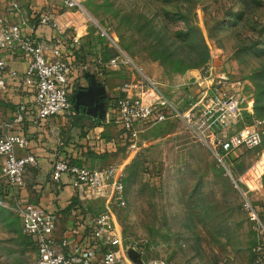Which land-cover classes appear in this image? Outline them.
<instances>
[{"label": "rangeland", "instance_id": "rangeland-1", "mask_svg": "<svg viewBox=\"0 0 264 264\" xmlns=\"http://www.w3.org/2000/svg\"><path fill=\"white\" fill-rule=\"evenodd\" d=\"M82 7L87 19L78 41L86 53L96 54L105 45L103 64L118 56L129 61L114 71L100 66L106 75V100L120 95L122 84L143 73L173 105L182 99L178 107L185 109V97L192 92L183 93L181 86L178 94L168 87L199 69L175 72L174 64L157 57L162 48L169 54L188 55L189 45L177 36L187 28L203 36L217 74L247 83L252 103L258 93L255 85L264 83L258 73L264 69V0H83ZM99 29L106 31L107 39L99 36ZM192 63L186 59L183 67ZM253 119L245 113L236 129ZM140 131L131 147L133 143L118 130L116 137H108L114 139L115 151L98 158L103 163L100 168L123 170L124 204L108 206L123 249L134 251L143 245L146 259L170 264H249L252 235L241 196L210 149L179 119L143 124ZM231 133V129L216 130L212 139ZM236 155L235 178L252 201L264 207L263 147ZM93 201L96 216L108 209L102 200ZM20 204L0 206V264L35 261L36 239L21 232L16 214Z\"/></svg>", "mask_w": 264, "mask_h": 264}, {"label": "built area", "instance_id": "built-area-1", "mask_svg": "<svg viewBox=\"0 0 264 264\" xmlns=\"http://www.w3.org/2000/svg\"><path fill=\"white\" fill-rule=\"evenodd\" d=\"M82 1L60 0L57 8L50 6L34 12L33 16L37 14L34 20L17 1H12L7 11L16 15L19 22L10 23L0 16V97L7 90L8 79L33 88L32 109L38 121L72 115L70 95L78 87L68 84L75 65L65 58L61 51L65 42L58 37L71 33L72 43L79 42L78 32L87 19ZM37 27L54 31V40L38 39L32 33L24 32V29L34 31ZM99 36L108 38L103 29H99ZM3 51L21 55L26 62L24 71L9 70L1 53ZM128 62L118 56L104 64L97 61V64L114 71ZM208 65L202 73L203 79L209 81L208 86L196 94H188L185 109L178 107L182 99L177 106L173 105L153 79L137 73L132 81L119 87L120 95L108 99L106 117L124 131L126 138L133 143L131 147H135L134 142L143 124L154 125L171 118L182 121L187 131L210 149L214 159L233 180L252 235L249 264H264V207H257L232 171L237 153L260 147L263 122L253 119L250 125L236 129V125L243 123L245 113L253 115L252 94L248 92L245 81L233 80L226 73L212 75ZM26 111L27 104L22 101L16 106L12 118L4 120L0 108V206L7 202H21L17 193L24 185L25 171L28 166L37 165L33 155H20L27 150L29 142L25 136L13 131L24 122ZM225 129H231L232 133L224 138L212 139L216 130ZM64 175L72 180L80 201L100 199L106 209L109 205L124 204L121 167H87L72 164L66 159L55 161L50 171L52 181L59 182ZM16 214L22 234L36 239L37 255L33 264L91 263L94 249L89 244L74 246L69 245L66 239L59 244L53 240L57 222L55 215L22 202ZM91 239L99 246L100 264H170L160 258L146 259L143 245L134 250L139 263L132 262L123 249L109 208L93 218Z\"/></svg>", "mask_w": 264, "mask_h": 264}, {"label": "crops", "instance_id": "crops-1", "mask_svg": "<svg viewBox=\"0 0 264 264\" xmlns=\"http://www.w3.org/2000/svg\"><path fill=\"white\" fill-rule=\"evenodd\" d=\"M12 1H17L23 11L26 14L29 13L33 20L37 15L33 16L34 12L38 13L50 6L54 8L60 6V0H0V16L10 23L19 22L16 15L7 11ZM24 32L32 33L38 39L42 37L45 39L55 38V32L46 27H37L34 31L24 29ZM67 36H71V33ZM80 45L84 50H87L81 41L76 44L65 41L61 46L65 58L75 65L68 84L70 87H78L73 93L87 87L85 75L88 73L92 74L98 83L105 85L106 75L103 76L95 72V66L100 67L95 58L87 55L86 59L90 63H79L72 47L78 48ZM1 53L9 70L24 71L26 62L21 55L7 51ZM208 66L211 74L216 75L217 66L211 62ZM208 84L209 81L203 79L199 70H192L180 76L176 84L168 88H173V91L179 94L180 87L184 86L183 93L196 94ZM166 86L162 87L166 88ZM167 94L169 95L170 92ZM33 96V88L22 86L18 80L8 79L7 90L0 97V108L4 120L12 118L16 106L20 102H26L25 120L13 131L25 136L29 142L27 150L21 152L20 155L31 154L37 162L36 166L27 167L24 174V185L17 196L22 203H29L56 216V228L52 238L57 244L63 239H66L69 245L74 246L87 243L94 249V256L90 264H100L102 256L99 246L91 241L92 220L96 216L93 211L97 202L93 200L80 201L72 180L64 175L59 182H53L50 171L53 163L60 159H66L75 165L100 167L103 163L98 159L99 156L105 152L115 151L112 149L115 141L110 138L116 137L119 128L117 125L111 124V120L106 115L103 120L94 118L86 115L81 107L78 111L74 109V115L70 117L56 116L49 121H38L32 109Z\"/></svg>", "mask_w": 264, "mask_h": 264}, {"label": "trees", "instance_id": "trees-1", "mask_svg": "<svg viewBox=\"0 0 264 264\" xmlns=\"http://www.w3.org/2000/svg\"><path fill=\"white\" fill-rule=\"evenodd\" d=\"M50 29V28H49ZM51 30V29H50ZM69 33L65 35L59 36V40H63L64 42H72L71 36H67ZM182 42L187 43L188 46V55L184 57L182 54H169L167 53V50L162 48L160 49V53L158 54L159 57H157L158 60H160L163 63H169V64H174L176 66L174 68L175 72H180L183 73L187 71L188 69H199L203 71L207 65L209 64V49L208 46L203 38V36L198 32H194L190 28H187L185 31L180 32L177 35ZM45 39V37H42ZM47 40H54L53 38H49ZM74 52L77 55V59L79 60V63L85 64V63H90L86 59L87 55L90 56L91 58H95V61H100L103 62L105 60V52L108 50V48L104 45L96 54L91 55V53H86L84 48L80 45V47L75 48L72 47ZM193 60V63L191 65H188L186 67H183V62L186 60ZM98 69V70H97ZM100 69V70H99ZM95 72L97 74L102 75L105 70H102L100 67L95 66ZM259 76L261 77V80L264 82V69L260 70ZM255 88H257L258 93L257 95L255 94L254 102H253V118L262 121L263 122V127H262V139H261V147L264 149V83L260 87L258 84L255 85ZM72 103V102H71ZM72 115H74V109L72 108ZM120 132H122V138L126 139V136L124 134V131L120 129ZM124 135V137H123ZM260 208L259 206H257ZM30 237V236H29Z\"/></svg>", "mask_w": 264, "mask_h": 264}, {"label": "water", "instance_id": "water-1", "mask_svg": "<svg viewBox=\"0 0 264 264\" xmlns=\"http://www.w3.org/2000/svg\"><path fill=\"white\" fill-rule=\"evenodd\" d=\"M87 87L77 90L71 95L73 109L78 111L79 107L88 116L104 119L107 111V93L105 87L98 83L92 74L85 75ZM129 259L139 263L137 254L134 251H127Z\"/></svg>", "mask_w": 264, "mask_h": 264}]
</instances>
